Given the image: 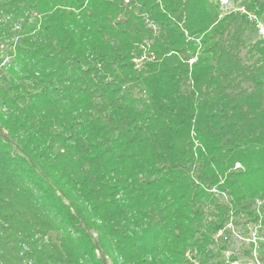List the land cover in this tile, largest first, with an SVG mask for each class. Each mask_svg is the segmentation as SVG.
I'll return each instance as SVG.
<instances>
[{
	"label": "trees",
	"instance_id": "16d2710c",
	"mask_svg": "<svg viewBox=\"0 0 264 264\" xmlns=\"http://www.w3.org/2000/svg\"><path fill=\"white\" fill-rule=\"evenodd\" d=\"M233 21L211 0H0V264L218 257L243 190L264 199V40Z\"/></svg>",
	"mask_w": 264,
	"mask_h": 264
},
{
	"label": "rangeland",
	"instance_id": "374dc122",
	"mask_svg": "<svg viewBox=\"0 0 264 264\" xmlns=\"http://www.w3.org/2000/svg\"><path fill=\"white\" fill-rule=\"evenodd\" d=\"M247 1L211 0L220 17L232 13L234 21L230 27L231 34L247 44H253L264 40V14L255 17L253 12L244 13L242 10ZM236 167H240V164ZM243 193L249 203L245 210L229 218L224 229L215 236V244L211 249L218 257L206 264H264V199L260 198L261 192L255 196L251 186L244 189ZM218 196L223 202L231 200L228 195ZM204 204L207 216L211 218L209 212L213 209L209 203ZM186 258L201 264L191 252L186 254Z\"/></svg>",
	"mask_w": 264,
	"mask_h": 264
},
{
	"label": "built area",
	"instance_id": "2783aa9c",
	"mask_svg": "<svg viewBox=\"0 0 264 264\" xmlns=\"http://www.w3.org/2000/svg\"><path fill=\"white\" fill-rule=\"evenodd\" d=\"M130 2V0H125V3H129Z\"/></svg>",
	"mask_w": 264,
	"mask_h": 264
}]
</instances>
